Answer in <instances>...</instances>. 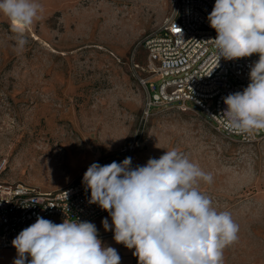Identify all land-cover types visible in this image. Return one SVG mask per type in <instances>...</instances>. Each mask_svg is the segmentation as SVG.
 I'll list each match as a JSON object with an SVG mask.
<instances>
[{
    "label": "rangeland",
    "instance_id": "obj_1",
    "mask_svg": "<svg viewBox=\"0 0 264 264\" xmlns=\"http://www.w3.org/2000/svg\"><path fill=\"white\" fill-rule=\"evenodd\" d=\"M37 2L43 12L23 52L0 14V182L53 193L82 183L94 162L143 166L176 149L212 174L200 191L239 225L224 264H264V138H227L191 106L143 116L132 61L144 65L145 53L133 50L172 0Z\"/></svg>",
    "mask_w": 264,
    "mask_h": 264
},
{
    "label": "clouds",
    "instance_id": "obj_2",
    "mask_svg": "<svg viewBox=\"0 0 264 264\" xmlns=\"http://www.w3.org/2000/svg\"><path fill=\"white\" fill-rule=\"evenodd\" d=\"M37 0H0V14L16 34L23 52L26 33L41 18ZM217 36L216 66L221 57L235 60L259 54L250 68L249 84L224 97L226 129L242 135L264 130V0H215L207 17ZM213 176L176 149L143 166L132 158L107 165L92 163L82 183L89 203L107 211L102 220L113 239L134 249L138 264H224V251L238 240L239 225L228 211H218L199 184ZM13 264H120L118 251L103 246L98 229L88 221L64 219L56 224L38 216L12 240ZM30 257L31 259H28Z\"/></svg>",
    "mask_w": 264,
    "mask_h": 264
},
{
    "label": "built area",
    "instance_id": "obj_3",
    "mask_svg": "<svg viewBox=\"0 0 264 264\" xmlns=\"http://www.w3.org/2000/svg\"><path fill=\"white\" fill-rule=\"evenodd\" d=\"M214 4L215 0H172L169 17L135 45L132 58L140 50L145 53L144 65L132 61L133 77L146 93L143 116L166 108L186 111L191 106L225 137L253 144L264 138V130L254 135L234 133L224 127L221 115L227 108L224 97L249 84L250 68L259 54L235 60L221 57L216 66L211 40L217 33L207 19ZM90 197L84 184L42 193L0 182V249L16 251L12 240L38 216L60 224L66 218L90 222L107 213L89 203Z\"/></svg>",
    "mask_w": 264,
    "mask_h": 264
},
{
    "label": "crops",
    "instance_id": "obj_4",
    "mask_svg": "<svg viewBox=\"0 0 264 264\" xmlns=\"http://www.w3.org/2000/svg\"><path fill=\"white\" fill-rule=\"evenodd\" d=\"M78 184H83V183H78ZM105 218H107L109 224H111V217L109 216L108 212L105 213L103 216L90 221L94 223L96 228L98 229V238L101 239L102 245L111 246L118 251V254L121 257L120 264H138L137 257L133 255L134 249H128L123 244H117L113 239V231L104 230L102 220ZM16 258H17V251L12 249H0V264H13V261Z\"/></svg>",
    "mask_w": 264,
    "mask_h": 264
},
{
    "label": "bare ground",
    "instance_id": "obj_5",
    "mask_svg": "<svg viewBox=\"0 0 264 264\" xmlns=\"http://www.w3.org/2000/svg\"><path fill=\"white\" fill-rule=\"evenodd\" d=\"M36 38V37H35Z\"/></svg>",
    "mask_w": 264,
    "mask_h": 264
}]
</instances>
